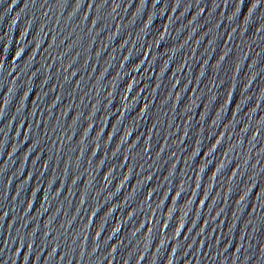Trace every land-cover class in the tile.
<instances>
[{
	"label": "water",
	"instance_id": "obj_1",
	"mask_svg": "<svg viewBox=\"0 0 264 264\" xmlns=\"http://www.w3.org/2000/svg\"><path fill=\"white\" fill-rule=\"evenodd\" d=\"M0 264H264V0H0Z\"/></svg>",
	"mask_w": 264,
	"mask_h": 264
}]
</instances>
